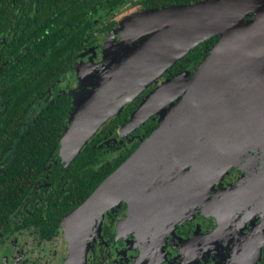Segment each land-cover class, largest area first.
<instances>
[{
  "label": "flooded vegetation",
  "instance_id": "1",
  "mask_svg": "<svg viewBox=\"0 0 264 264\" xmlns=\"http://www.w3.org/2000/svg\"><path fill=\"white\" fill-rule=\"evenodd\" d=\"M70 1L75 2L76 0ZM147 1L125 0L122 4L112 8L102 4L103 11L93 18L95 5L90 0H83L85 5L90 2V7L85 11L87 21L91 22L89 29L85 32L86 41L84 42L86 44L81 49L63 56V64L59 66L60 74L56 77L53 74L52 79L44 83V87L37 85L35 87L37 89L33 91L34 96L29 100L26 96L20 99L14 96L18 90L21 89L24 92L26 88L15 70L16 68L21 74L20 68L16 66L19 60L15 54L18 45L10 43L9 47H6L9 51L3 52L0 56V121L6 118L14 122L12 132L14 137H11L7 147L9 164L17 148L21 149L19 142L23 141L27 145L30 141L33 142L36 127L42 120L41 112L50 107L61 104L69 106L68 114L66 115L65 112L56 129L62 136L67 134L66 129L71 126L75 117L73 114L77 110L76 100L78 101L81 96L85 95L84 93L91 90L88 83L92 81L94 73L108 63V57L103 56L106 45L101 41L107 39L108 42H114V40L119 42L128 37L131 38L136 33L133 28L129 30L125 25L122 27L126 20L147 16V13H150L148 16L158 18L160 17L158 13L167 11L170 12L169 15L183 18L191 11L200 10L202 4L217 0H179L182 3L164 5L154 9L146 6ZM242 1L243 3L240 0H234L236 4L231 10L240 11L252 5L254 7L256 5L260 10L264 9V0ZM10 6L16 8L13 1ZM25 8H29L26 1L18 6L17 10H24L23 14L26 12L27 18H32L38 4H33L35 10L31 13ZM123 8H132L134 12L118 20L119 12L116 13V11ZM155 11L156 16L153 13ZM249 19L250 17H246L245 21ZM72 21H76V18L68 20L67 27L73 26ZM14 22V18L9 20L8 39L9 41L17 39L21 42L18 53L21 51L23 55L28 51L27 43L30 37L26 38L27 42L22 39L20 34L24 26H16V24L14 26ZM159 22L156 19L151 24L160 25L162 22ZM128 31L131 34H128ZM48 35L44 34L43 37L46 38ZM5 39L6 37H2V45ZM90 40H94L95 43H88L91 42ZM33 41L37 39L33 38ZM33 51L36 50L33 49ZM206 55L205 57L208 56ZM11 60H14V64L8 66ZM195 69L196 67L192 68L190 65L183 71H188L189 75H192ZM177 74L179 72L175 75ZM167 79L171 78L163 74L156 83L142 93L139 102L141 103L145 97L151 95ZM17 103L22 110L21 114L16 113ZM155 104L156 101L154 107H157ZM170 108L169 105H163L158 113H153L142 123H137L140 121L130 122L129 119L127 124L119 126L106 137L99 139V145L92 146V148L101 149L108 163L107 158L118 155L125 146L142 139L145 134L142 125L159 122L160 112L164 109L166 112ZM10 126L11 123L7 128ZM101 128L81 150L99 133ZM49 135H52V131ZM61 138L57 146L51 144L49 147L51 150L47 153L45 160L31 167V174L34 176L28 184L32 186L25 193L19 194L13 190L1 191L0 264L264 263V151L262 149L254 148L237 154L232 159L231 166L225 170H219L221 176L218 174L214 176L215 181L211 188L206 190L204 199L195 201L192 207L189 206L185 217L178 215L174 227L171 225L173 219L167 218L168 214L164 220L156 222L155 226L151 227L145 226L150 221L147 213H142L133 221L128 222V204L121 202L118 206L114 205L108 209V212L99 218H94L87 225L85 232L76 233L77 228L74 230L70 226V236L66 221L75 209L72 211L62 209L59 197L67 182L62 179L63 170L67 169L77 156L71 159L64 154L61 149L63 140ZM54 167H57V171ZM2 172L3 166L0 165V174ZM246 188H249L250 195L247 194L246 198L243 197L235 203V207L216 212L217 205L224 198L234 191L240 193ZM207 203L211 204L206 206ZM192 212L194 213L191 214ZM49 244L51 246H48Z\"/></svg>",
  "mask_w": 264,
  "mask_h": 264
},
{
  "label": "water",
  "instance_id": "2",
  "mask_svg": "<svg viewBox=\"0 0 264 264\" xmlns=\"http://www.w3.org/2000/svg\"><path fill=\"white\" fill-rule=\"evenodd\" d=\"M215 2L183 18L167 11L158 18L147 13L130 19L132 25L125 27L138 32L106 48L111 50L108 64L114 51L120 56L106 66L67 129L61 149L71 159L190 50L219 36L192 75L183 71L148 96L159 104L150 113L142 116L146 103H140L130 122H144L163 105L171 108L160 112L159 125L69 215L70 236V226L85 232L94 218L121 202L128 204V222L147 213L145 226H155L168 212L173 226L179 212L204 199L214 176H221L219 170L231 166L237 154L257 147L264 151V9L251 4L231 13L233 0ZM253 11L257 15H249ZM156 19L162 23L151 24Z\"/></svg>",
  "mask_w": 264,
  "mask_h": 264
},
{
  "label": "trees",
  "instance_id": "3",
  "mask_svg": "<svg viewBox=\"0 0 264 264\" xmlns=\"http://www.w3.org/2000/svg\"><path fill=\"white\" fill-rule=\"evenodd\" d=\"M12 1L15 3L16 8L10 6ZM25 1L29 5V8H25V10L27 9L31 13L32 10L36 9L32 18H27V13L23 14L24 10H17L18 6ZM124 1L90 0L95 5L93 7V18L103 11L102 4H105V7L112 8L122 4ZM90 2L88 5H85L83 0H76L75 2L70 0H0V56L3 55V52L9 51L6 47H9L10 43L18 45L15 54L16 58L19 57V60L16 66L20 68L22 75L16 68L15 70L26 88L24 92L21 89L18 90L14 96H17L19 99L22 96H26L28 100L31 99L34 96L33 91L37 89L35 88L37 85L44 87V83L49 82L53 74L55 77L60 74L59 66L63 64V56L81 49L86 44L84 42L86 41L85 32L89 29L91 22L87 21L85 11L90 7ZM35 3L38 4V8L34 9L33 4ZM179 3L182 2L179 0H148L146 6L154 9L164 5ZM147 7L145 8L147 9ZM74 17L76 21H72L73 26L67 27L66 22ZM11 18L15 19L14 26L15 24L16 26H24L21 29L20 37H23L22 39L26 42V38L30 37L27 43L28 51L24 52L23 55H21V51L18 53L21 42L17 39L10 41L8 39L7 29L10 27L9 20ZM44 34L49 35L45 38L43 37ZM2 37H6L3 45L1 43ZM33 38H36L37 41L34 42ZM90 41L88 43H95L94 40ZM218 42V36L207 39L169 68L164 76L172 78L176 73L186 70L190 65L192 68L197 67L206 59L205 55H208ZM33 49L36 51L34 52ZM28 55H30L29 58L25 59ZM12 64H14V60H11L8 66ZM139 99L140 97L129 103L119 115L104 125L99 133L71 161L67 169L63 170L62 179L64 182H67L64 191H62L59 197L62 209L72 211L82 204L95 188L131 155L140 144V141L146 138L159 125L161 120L154 124L145 123L142 125V129L145 131L142 139L139 142L125 146L123 151L118 155L107 158L106 160H109L108 163H106L105 155L101 149L92 148V146L99 145V139L106 137L108 133L115 131L119 126L128 123L130 116L140 105ZM15 109H17V114L22 113L18 103L15 105ZM68 110V105L61 104L60 106H53L41 112L42 120L36 127L33 142L30 141L28 145L23 141L19 142L21 149L17 148L10 164L7 147L13 136L14 122L6 118L0 121V165L3 166V172L0 174V194L1 191L6 192L10 190L23 194L32 186L28 184L34 176L31 174V167L45 160L47 153L51 150L49 148L51 144L58 145V140L62 135L56 129L65 112L66 115L68 114ZM76 113L77 110H75L73 116ZM161 118L162 115L160 114ZM9 123H11V126L7 128L9 127ZM3 124L4 126H1ZM50 131H52V135H49ZM54 170L57 171V167H54ZM14 203L16 204L17 202L15 201ZM1 205L2 202L0 200Z\"/></svg>",
  "mask_w": 264,
  "mask_h": 264
},
{
  "label": "rangeland",
  "instance_id": "4",
  "mask_svg": "<svg viewBox=\"0 0 264 264\" xmlns=\"http://www.w3.org/2000/svg\"><path fill=\"white\" fill-rule=\"evenodd\" d=\"M218 1H220V0H217L216 2H218ZM215 2V3H216ZM256 6V5H255ZM253 8H254V6H252ZM117 12H119L118 14H117V19L118 20H120L121 19V17L123 18L124 16H126V15H129V14H131V13H133L134 11H133V9L132 8H129V9H127V8H123V9H121L120 11H116V13ZM255 14H256V12H250V14L249 15H251V16H255ZM247 17H249V16H247ZM125 23H131L130 25H132V23L133 22H131V20H126L125 22H124V24H122V27H123V25H125ZM107 39H105V40H102L101 42L104 44V45H106V48H109L110 46H112L113 44H115V43H117V41H115L114 40V42H108V40L106 41ZM109 52H111V50L110 51H106L105 50V53L103 54V56H108V55H110V53ZM113 55H111L112 57H114V59H117V58H119V56H120V52L119 51H114L113 53H112ZM113 58L111 59V61H110V63L114 60ZM109 63V64H110ZM108 63H106L105 65H103V66H101L100 67V69L97 71V72H95L94 73V76L92 77V81L90 82V83H88V87H90L91 88V90L89 91L88 90V92L87 93H84L85 95H83V96H81L80 97V99L77 101L76 100V107L77 108H79V107H81L82 105H86L87 104V102L89 101V98H90V96L93 94V92L95 91V89L97 88V86H98V84L100 83V81L104 78V76H105V72H106V70H105V68H106V66H108L109 65ZM150 98L151 97H145L144 99H143V101L141 102V103H146L145 105H144V109H143V111H144V115H142V116H145L147 113H150L155 107H154V103L153 102H150ZM150 102V103H149ZM84 105V106H85ZM149 105H151V106H149ZM83 106V107H84ZM136 120H138V118L136 119ZM257 148H259V147H257ZM190 168H191V165L190 166H188V169L190 170ZM194 203V202H193ZM192 203V204H193ZM199 203V202H198ZM211 203H207V204H205L206 206H209ZM191 206H194V205H191ZM190 206V207H191ZM189 208V207H188ZM188 208H186V209H188ZM186 209L184 210V212H182V213H180L181 215L179 216V217H185L187 214H185L186 213ZM194 212H192L191 214H193ZM168 214V213H167ZM176 224V223H175ZM174 224V225H175ZM174 225H173V227H174ZM152 226H154V225H152ZM151 227V226H150ZM48 246H51V244H49ZM57 248V247H56Z\"/></svg>",
  "mask_w": 264,
  "mask_h": 264
},
{
  "label": "bare ground",
  "instance_id": "5",
  "mask_svg": "<svg viewBox=\"0 0 264 264\" xmlns=\"http://www.w3.org/2000/svg\"><path fill=\"white\" fill-rule=\"evenodd\" d=\"M234 1V0H233ZM249 0H247L248 2ZM245 3V2H244ZM231 13L235 12L234 10L230 11ZM236 13V12H235ZM138 32V31H136ZM156 101V104L159 105L157 103V100H154V103ZM155 104V105H156ZM249 188H246V190L244 191H240V193H236L235 191L228 197L224 198L220 204L217 205V208L215 209L216 212H222L224 211L226 208L228 209L229 207L233 206L235 203L239 202L243 197H246L247 192H249ZM77 233V231H76Z\"/></svg>",
  "mask_w": 264,
  "mask_h": 264
}]
</instances>
